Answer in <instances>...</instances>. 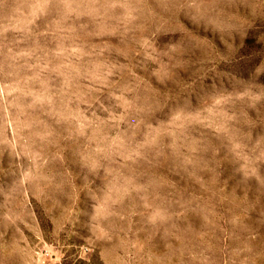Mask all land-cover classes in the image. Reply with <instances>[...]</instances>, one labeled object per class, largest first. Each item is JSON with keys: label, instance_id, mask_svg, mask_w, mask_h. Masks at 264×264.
Masks as SVG:
<instances>
[{"label": "rangeland", "instance_id": "1", "mask_svg": "<svg viewBox=\"0 0 264 264\" xmlns=\"http://www.w3.org/2000/svg\"><path fill=\"white\" fill-rule=\"evenodd\" d=\"M0 264H264V0H0Z\"/></svg>", "mask_w": 264, "mask_h": 264}]
</instances>
